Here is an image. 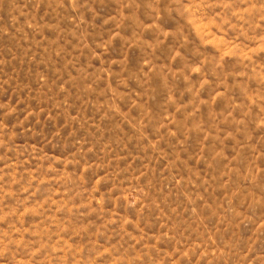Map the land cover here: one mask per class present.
I'll return each mask as SVG.
<instances>
[{
  "label": "rangeland",
  "instance_id": "rangeland-1",
  "mask_svg": "<svg viewBox=\"0 0 264 264\" xmlns=\"http://www.w3.org/2000/svg\"><path fill=\"white\" fill-rule=\"evenodd\" d=\"M0 264H264V0H0Z\"/></svg>",
  "mask_w": 264,
  "mask_h": 264
}]
</instances>
